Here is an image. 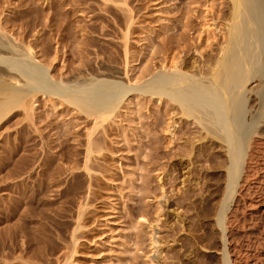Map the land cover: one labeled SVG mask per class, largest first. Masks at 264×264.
<instances>
[{"label": "rangeland", "instance_id": "374dc122", "mask_svg": "<svg viewBox=\"0 0 264 264\" xmlns=\"http://www.w3.org/2000/svg\"><path fill=\"white\" fill-rule=\"evenodd\" d=\"M223 1L0 0V24L58 80L89 73L138 85L174 58L205 60L207 49H194L207 24L222 23ZM247 107L257 108L250 95ZM202 137L150 95L96 123L74 103L35 98L0 125V239L16 235L0 240V264H219L225 158Z\"/></svg>", "mask_w": 264, "mask_h": 264}, {"label": "bare ground", "instance_id": "6f19581e", "mask_svg": "<svg viewBox=\"0 0 264 264\" xmlns=\"http://www.w3.org/2000/svg\"><path fill=\"white\" fill-rule=\"evenodd\" d=\"M218 13L222 23L211 20L194 49L199 54L204 46L205 60L200 54L192 64L174 58L138 85L89 73L58 80L31 46L0 24V125L17 110L31 112L37 97L74 103L95 123L110 119L135 93L166 100L197 125L201 139L217 140L223 149L224 192L214 220L219 264H264L258 253L264 246V211L247 215L248 208L264 206V176L258 175L264 163L257 162L264 138V0H224ZM249 95L255 110L247 107ZM15 237L9 230L0 240L12 244Z\"/></svg>", "mask_w": 264, "mask_h": 264}]
</instances>
